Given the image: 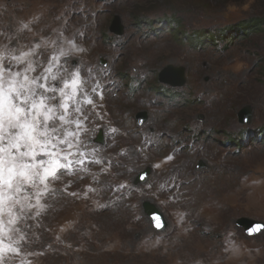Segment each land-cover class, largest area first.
Wrapping results in <instances>:
<instances>
[{
    "label": "rangeland",
    "instance_id": "obj_1",
    "mask_svg": "<svg viewBox=\"0 0 264 264\" xmlns=\"http://www.w3.org/2000/svg\"><path fill=\"white\" fill-rule=\"evenodd\" d=\"M115 14L120 37L109 31ZM256 16L264 0H0V51L17 37L22 50L41 38L74 44L83 51L71 64L97 86H86L95 108H84V163L50 182L45 207L18 224L27 242L3 264H264V231L235 224L264 221V31L200 47L186 38ZM169 63L187 67L178 92L155 81ZM245 105L251 125L238 122ZM144 108L150 118L138 126ZM100 128L104 145L90 141ZM236 137L242 146L225 144ZM200 158L210 167L197 170ZM149 164L151 178L134 187ZM144 200L162 209L167 230H155Z\"/></svg>",
    "mask_w": 264,
    "mask_h": 264
},
{
    "label": "snow or ice",
    "instance_id": "obj_2",
    "mask_svg": "<svg viewBox=\"0 0 264 264\" xmlns=\"http://www.w3.org/2000/svg\"><path fill=\"white\" fill-rule=\"evenodd\" d=\"M18 40L0 51V264L8 253L20 254L27 235L18 224L31 209L45 207L41 199L51 193L50 182L84 163L77 159L85 155L79 149L88 147L84 108H95L86 87L91 82L70 62L83 49L41 38L22 50ZM90 91L96 93L97 86Z\"/></svg>",
    "mask_w": 264,
    "mask_h": 264
},
{
    "label": "water",
    "instance_id": "obj_3",
    "mask_svg": "<svg viewBox=\"0 0 264 264\" xmlns=\"http://www.w3.org/2000/svg\"><path fill=\"white\" fill-rule=\"evenodd\" d=\"M126 25L124 23V19L120 14H115L112 23L109 27V31L115 36H123L125 33ZM102 64L106 65V61L102 59ZM187 68L186 66H177L174 64H168L164 66L159 72V80L162 84L172 87V88H182L187 84ZM210 76H206L204 78L205 81H208ZM149 117V113L146 110H143L137 113L136 118L138 121V125H143ZM254 117V110L251 105L243 106L237 113L238 122L242 125H251ZM199 119L204 120V115L200 114L198 116ZM91 142H95L97 144L104 145L105 144V134L104 130L101 129L97 136L90 140ZM208 165L200 160L197 168L202 169L206 168ZM153 172V168L151 165L146 166L142 171L137 173L133 178V186L139 187L142 184H145L149 181L150 175ZM142 212L146 216V218L152 223L155 230L158 232H163L167 230L169 227V220L166 217L165 213L158 206V204L154 203L151 200H144L142 202ZM157 217L159 219H157ZM159 223L162 227H156V224ZM238 228H243L245 233L248 236H257L261 232L264 231V221L257 220L250 217H240L235 222ZM260 229V230H258Z\"/></svg>",
    "mask_w": 264,
    "mask_h": 264
},
{
    "label": "trees",
    "instance_id": "obj_4",
    "mask_svg": "<svg viewBox=\"0 0 264 264\" xmlns=\"http://www.w3.org/2000/svg\"><path fill=\"white\" fill-rule=\"evenodd\" d=\"M173 21V20H172ZM264 31V17L256 16L244 21H240L234 25L223 27L220 29H201L196 32L186 35L190 44L194 47L204 46L207 43H232L234 39L241 35L247 36ZM180 35H185L179 32Z\"/></svg>",
    "mask_w": 264,
    "mask_h": 264
},
{
    "label": "flooded vegetation",
    "instance_id": "obj_5",
    "mask_svg": "<svg viewBox=\"0 0 264 264\" xmlns=\"http://www.w3.org/2000/svg\"><path fill=\"white\" fill-rule=\"evenodd\" d=\"M160 30V29H159ZM102 63V62H101ZM74 64H76V63H74ZM73 64V65H74ZM169 64H172V63H169ZM106 65H107V63H106ZM168 65V64H167ZM174 65H177V64H174ZM105 66V65H104ZM166 66V65H165ZM177 66H180V65H177ZM163 68V67H162ZM187 68V67H186ZM160 72V71H159ZM159 72H158V75H157V78L155 79V81L156 80H158V82H159V84H161L162 86H165V87H168V88H172V87H169V86H166V85H164V84H162L161 82H160V80H159ZM186 75H187V84H188V82H189V78H188V73L186 72ZM154 83V82H153ZM186 84V85H187ZM185 85V86H186ZM183 88V87H182ZM173 89H175L176 90V92H178V89H180V88H173ZM180 98V96L179 95H177L176 97H175V99H179ZM143 110H146V111H148V113H149V117H148V120H149V118H150V111L148 110V109H146V108H144V109H142V110H140L139 112H141V111H143ZM139 112H137V113H139ZM137 113L135 114V119H136V124L138 125V121H137V118H136V115H137ZM200 115V114H199ZM198 115V116H199ZM202 115H204V114H202ZM205 117V116H204ZM199 119V118H198ZM148 120L143 124V125H138V126H144L147 122H148ZM101 129H103L104 130V134H105V139H106V129L105 128H100V130ZM188 130H191V129H188ZM155 131V129L153 130H151V132H154ZM230 133V132H229ZM150 136V135H149ZM169 136V135H168ZM144 137V136H143ZM251 137L253 138L252 140H255V139H257L258 137H260V135H258V133H255V132H253L252 134H251ZM261 138V137H260ZM158 139H159V141H160V138L158 137ZM229 139V138H228ZM239 137H236V142H231V141H227V140H225L226 142H225V144L226 145H228V144H233V145H237V146H242L243 144L241 143L242 142V139L241 140H239ZM238 141V142H237ZM223 143V142H222ZM173 160L176 158V155L174 156V157H171ZM164 159H165V157H164ZM200 160H203L207 165H208V167H206V168H209L210 167V165L208 164V162H207V160L205 159V158H200V159H198V162H197V164H196V169L197 170H202V169H204V168H202V169H198L197 168V165H198V163H199V161ZM149 165H151V164H149ZM148 166V165H147ZM152 166V168H153V172H154V166L153 165H151ZM153 172H152V174H153ZM151 174V175H152ZM151 175H150V178H151ZM149 178V179H150Z\"/></svg>",
    "mask_w": 264,
    "mask_h": 264
}]
</instances>
